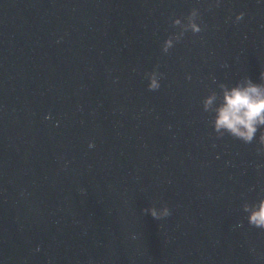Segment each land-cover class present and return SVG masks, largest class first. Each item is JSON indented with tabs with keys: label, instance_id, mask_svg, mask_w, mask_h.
<instances>
[{
	"label": "water",
	"instance_id": "obj_1",
	"mask_svg": "<svg viewBox=\"0 0 264 264\" xmlns=\"http://www.w3.org/2000/svg\"><path fill=\"white\" fill-rule=\"evenodd\" d=\"M209 3L0 0V264H264L242 212L264 156L215 140L201 104L212 77L260 82L264 2ZM193 8L206 31L163 56Z\"/></svg>",
	"mask_w": 264,
	"mask_h": 264
},
{
	"label": "clouds",
	"instance_id": "obj_2",
	"mask_svg": "<svg viewBox=\"0 0 264 264\" xmlns=\"http://www.w3.org/2000/svg\"><path fill=\"white\" fill-rule=\"evenodd\" d=\"M222 3L223 0H211L208 10L211 11L212 7L219 8ZM201 15L199 8H193L185 18L174 17L171 19V27L179 31L169 35L163 41L161 45L163 56H168L189 32L196 36L206 31L207 25L202 23ZM244 19V12L235 15L237 23ZM160 69L161 65L157 64L151 71L144 73L149 92H158L162 87L161 81L165 79V73ZM192 79L190 73L186 75L187 81L191 82ZM211 79L212 83L216 85V89H210L208 95L201 100V104L203 112L207 113L210 118L214 139L223 140L225 137H231L246 145L257 143V154L264 156V72L260 74L259 83L248 76L232 85L219 82L215 77ZM45 118L52 119L50 115ZM57 126L59 125L57 124ZM213 147L216 145L213 144ZM94 148L95 143H90L89 149ZM242 212L250 227L264 230V191L258 194L254 201H246L242 206ZM143 214L151 215L156 220H162L172 215V209L166 204L160 207L152 205L144 208ZM236 227L242 228L243 224H238ZM36 251H40V249L37 248ZM251 251L255 253L256 249L252 248Z\"/></svg>",
	"mask_w": 264,
	"mask_h": 264
}]
</instances>
